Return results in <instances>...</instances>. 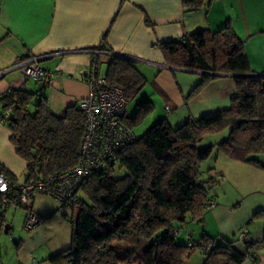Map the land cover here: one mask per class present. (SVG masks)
Listing matches in <instances>:
<instances>
[{
  "label": "trees",
  "instance_id": "16d2710c",
  "mask_svg": "<svg viewBox=\"0 0 264 264\" xmlns=\"http://www.w3.org/2000/svg\"><path fill=\"white\" fill-rule=\"evenodd\" d=\"M209 3L182 0V8L186 13L196 12L208 8ZM157 48L167 67L203 73L185 101L217 75H231L234 94L228 108L213 116L190 119L176 129L161 121L120 153L116 167L125 171V176L113 179L116 167L89 176L74 197L70 247L47 259V264H185L196 252H203V264H245V255L232 249V242L201 235L197 243H188L194 246H184L177 244L171 233L178 230L174 225L200 220L206 202H215L205 188L214 184L212 180L200 181L199 166L213 153V147L197 150L204 136L229 129L217 151L232 161L264 170V165L253 159L264 155V75L251 71L244 42L229 21L215 32L200 30L158 43ZM99 49L110 52L102 46ZM99 57L90 56L92 71ZM104 77L106 88H119L127 103L147 84L133 62L122 57L108 58ZM30 81L26 79L22 87L0 95V119L10 131L9 142L16 155L26 163L25 182L76 165L85 125L77 105L67 108L60 118L53 116L44 90L34 82L30 88ZM36 98L31 114L29 106ZM152 108L148 99L142 100L132 117H124L125 126L133 130ZM0 173L9 177L2 167ZM79 195L85 201L79 200ZM258 216L264 217V212L254 215ZM6 227L0 213V235ZM114 242L127 244L129 251L124 257L114 251Z\"/></svg>",
  "mask_w": 264,
  "mask_h": 264
},
{
  "label": "crops",
  "instance_id": "0c3cea01",
  "mask_svg": "<svg viewBox=\"0 0 264 264\" xmlns=\"http://www.w3.org/2000/svg\"><path fill=\"white\" fill-rule=\"evenodd\" d=\"M227 21L244 42L251 71L264 75V0H210L208 8L187 13L182 0H0V95L22 87L25 82L23 73L16 68L19 61L44 57L41 65L52 74L44 96L51 114L60 118L67 108L88 97L85 80L96 74L90 66L91 52L102 46L110 52L100 56L133 62L172 111V107L176 109L182 104L203 73L167 67L157 44L204 29L215 32ZM174 72L197 77L177 81ZM233 94L232 76L217 75L188 101L190 105L198 104V108L195 112L188 111L182 123L227 109ZM167 123L171 126L169 120ZM9 138L10 131L0 119V167L18 182L26 163L16 155ZM257 160L264 164V157ZM258 183L254 190L238 198L234 208L217 204L200 220L175 227L179 230L175 242L180 238L181 243L177 244L188 246L197 243L201 235L226 241L232 238L235 241L232 249L241 255L249 252L254 257L255 262L245 258V264H264V217H254L264 212V188H255ZM28 208L37 215L50 216L47 210L35 208V197ZM41 225L34 235L41 232L38 231ZM244 226L249 230L248 248L236 242ZM49 228L48 223L42 232H50ZM204 258L203 252H196L185 264H203Z\"/></svg>",
  "mask_w": 264,
  "mask_h": 264
},
{
  "label": "rangeland",
  "instance_id": "374dc122",
  "mask_svg": "<svg viewBox=\"0 0 264 264\" xmlns=\"http://www.w3.org/2000/svg\"><path fill=\"white\" fill-rule=\"evenodd\" d=\"M99 64L95 68V72L98 76H104L107 72V57L100 56ZM176 80L182 78L187 81L192 77H197L190 74H183L180 72H174ZM153 76V73L150 75ZM161 79V78H160ZM33 82L30 81V88H33ZM187 82L183 87H186ZM182 85V84H181ZM32 90V89H31ZM187 95V93H185ZM188 96V95H187ZM185 96L182 104L177 108L172 107V111L169 113L166 111L164 100L155 91V89L147 83L138 95L128 102L125 117L130 118L133 116L136 106L144 99H148L152 103V110L146 115L141 123L136 126L132 131L136 138H140L147 130L153 127L155 124L161 121H170L171 127L176 129L182 126V119L187 115L188 111L195 112L198 108V104L190 105L188 101H185ZM37 98L32 101L29 106V112L32 114L35 110V104ZM226 103L225 105H227ZM229 135V129L220 131L216 134H209L204 136L201 142L196 145L197 150H203L208 147H213L212 155L202 162L199 166L200 181L208 182L212 180L213 185L206 186V191L209 198H213L217 204H226L229 208H234L240 196H246L249 192L254 190L255 187L264 188V181H258V179H264V170L257 169L252 165L232 161L228 159L222 153H219L216 149L217 145L222 143ZM264 157V155H256L253 159L261 164L258 158ZM26 176V171L18 177V182L22 183ZM125 176V171L118 169L114 170L113 179L117 180ZM239 198V199H238ZM79 200L85 201L83 195H79ZM224 202V203H223ZM35 208L40 210H47L50 216L46 218L45 223L39 227L38 234L34 235L35 228L32 232L28 233L24 229L25 211L22 208H10L5 213L4 225L10 227L6 232L4 229L0 235V263L1 264H47L45 261L52 256L58 255L61 252L66 251L70 247L71 240V228L69 220L72 216L71 210L61 206L52 198L36 195L35 196ZM46 217V216H45ZM49 223L50 232H42V229ZM193 223L187 221L186 224ZM199 224V223H197ZM179 225H174L177 227ZM178 229V228H177ZM240 232V231H239ZM238 232V234H239ZM34 235L30 237L29 235ZM60 234H62L60 236ZM30 237V238H29ZM62 237V238H61ZM29 238V239H28ZM28 240V241H26ZM229 242L234 240L227 238ZM22 241V243L20 242ZM236 242L237 237H236ZM59 245H55V244ZM176 243H181L180 238L176 239ZM235 244V241L233 242ZM114 251L120 256L124 257L129 251V248L125 242H114L111 244Z\"/></svg>",
  "mask_w": 264,
  "mask_h": 264
},
{
  "label": "built area",
  "instance_id": "2783aa9c",
  "mask_svg": "<svg viewBox=\"0 0 264 264\" xmlns=\"http://www.w3.org/2000/svg\"><path fill=\"white\" fill-rule=\"evenodd\" d=\"M91 53L109 54L99 49ZM43 59L44 57H29L19 61L16 68L21 70L25 79L31 80L45 90L52 80V74L42 67ZM85 83L89 89L88 97L76 104L85 119L76 165L62 173L38 176L23 183H18L17 180L0 173L1 216L4 218L5 213L12 207L25 209L24 229L28 233L46 220L45 216L37 215L28 209L34 196L52 198L72 212L77 201L74 198L75 194L85 180L108 168H115L120 153L136 141L132 130L123 122L128 103L122 91L116 87L106 88L104 76L94 77L92 74ZM166 111L170 113V107L166 106ZM4 117L8 118L9 114L5 113ZM215 206L213 200H208L204 212L212 210ZM69 225H72L71 219ZM178 231L172 232L171 237H176ZM248 231V227L244 226L237 235V241L246 248H248ZM245 257L255 262L249 252H246Z\"/></svg>",
  "mask_w": 264,
  "mask_h": 264
},
{
  "label": "water",
  "instance_id": "95a60500",
  "mask_svg": "<svg viewBox=\"0 0 264 264\" xmlns=\"http://www.w3.org/2000/svg\"><path fill=\"white\" fill-rule=\"evenodd\" d=\"M215 75H217V74H215ZM5 230H6V232L8 231V226L5 228Z\"/></svg>",
  "mask_w": 264,
  "mask_h": 264
}]
</instances>
